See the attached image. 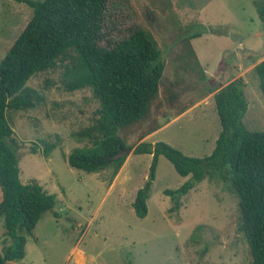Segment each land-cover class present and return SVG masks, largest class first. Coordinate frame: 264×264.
<instances>
[{
    "label": "rangeland",
    "instance_id": "rangeland-1",
    "mask_svg": "<svg viewBox=\"0 0 264 264\" xmlns=\"http://www.w3.org/2000/svg\"><path fill=\"white\" fill-rule=\"evenodd\" d=\"M25 1L0 0V57L32 14ZM263 5L264 0L107 1L101 45L140 26L155 40L163 62L147 111L116 132L131 152L113 176L111 166L85 171L66 160L73 147L89 144L74 133L91 122L98 106L89 86H65L64 65L73 61L74 51L27 80L43 100L5 111L20 145L19 178L37 180L54 194L55 204L24 235V255L11 264L250 263L238 229L237 196L217 175L197 182L181 196L179 208L171 209L163 189L178 188L189 175H179L158 154L147 210L136 216L132 201L147 179L151 153L133 149L139 141L162 140L187 156L208 155L220 129L210 88L238 75L248 100L242 120L251 130H264V97L252 67L264 59ZM46 143L54 148L44 156ZM31 144L36 153L29 152ZM10 242L0 217V249Z\"/></svg>",
    "mask_w": 264,
    "mask_h": 264
},
{
    "label": "trees",
    "instance_id": "trees-1",
    "mask_svg": "<svg viewBox=\"0 0 264 264\" xmlns=\"http://www.w3.org/2000/svg\"><path fill=\"white\" fill-rule=\"evenodd\" d=\"M108 0L25 1L32 14L8 49L0 57V217L11 242L0 249V264L24 255L25 234L31 235L40 215L55 204V196L35 179L19 178L18 149L5 111L28 109L43 100L42 94L28 86L33 75L52 69L70 50L73 61L64 65L65 86L72 90L89 86L98 100L91 122L75 131L88 145L73 147L66 156L68 164L85 171L112 167V176L123 157L110 159L122 147L116 135L119 127L143 115L157 94L163 62L161 50L150 33L135 26L129 34L113 43L101 45L102 23ZM264 16V5L259 11ZM264 97V59L252 65ZM245 82L238 75L213 91L214 108L220 129L208 155H184L170 144L156 140L139 141L133 152L151 153L147 179L136 190L133 213L142 216L154 178L158 154H163L181 175H189L178 188H164L172 206L205 177L217 175L230 185L237 196L238 229L249 247V264H264V130H251L242 118L248 100ZM54 148L44 144L43 155ZM30 153L37 146L30 145ZM54 214V213H53ZM129 263V262H128Z\"/></svg>",
    "mask_w": 264,
    "mask_h": 264
},
{
    "label": "water",
    "instance_id": "water-1",
    "mask_svg": "<svg viewBox=\"0 0 264 264\" xmlns=\"http://www.w3.org/2000/svg\"><path fill=\"white\" fill-rule=\"evenodd\" d=\"M129 152H131V147L122 148L120 147L115 154L109 156L110 159H116L119 157L126 156Z\"/></svg>",
    "mask_w": 264,
    "mask_h": 264
}]
</instances>
